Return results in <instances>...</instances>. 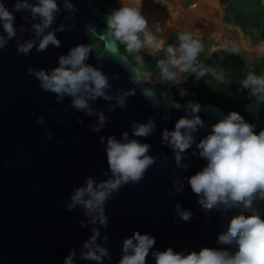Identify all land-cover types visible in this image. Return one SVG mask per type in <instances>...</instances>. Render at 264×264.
Masks as SVG:
<instances>
[{
	"label": "water",
	"instance_id": "water-1",
	"mask_svg": "<svg viewBox=\"0 0 264 264\" xmlns=\"http://www.w3.org/2000/svg\"><path fill=\"white\" fill-rule=\"evenodd\" d=\"M57 2L62 10L52 28L61 23L75 24L71 31L56 32L62 41L60 48L49 46L46 52L38 53L33 49L28 56L18 55L16 44L33 38L31 25L39 22L26 23L21 17L28 14L20 12L15 13L17 38L0 50V264H63L71 249L77 253L74 264H95L79 258L81 245L91 232L90 228L79 226L78 222L86 219L82 210L67 212L65 201L75 186L83 184L85 176L104 179L100 173L107 170V164L99 137L115 135L119 138L124 131L131 135L130 123L145 122L148 117L154 118L156 130L142 142L152 146L150 155H166L168 164L164 169L159 164L152 166L139 185H126L107 203V247L112 259L105 260L104 264H118L121 242L134 230L155 238L152 251L171 247L173 251L187 254L201 247H220L216 237L227 229L226 212L205 214L187 184V177L201 170L206 162L192 155L196 151L193 145L183 154L188 169H176L172 149L161 139L163 130H173L175 122L186 115L188 102L176 100L181 107L171 108V100L159 97L144 80L139 86L129 82L132 69H137L141 75L139 67L119 47L117 55L110 54L99 39L106 30L105 19L109 12L101 11L92 0H72L78 12L69 21L65 19L68 13L63 11L62 0ZM5 3L11 9L13 0H5ZM21 24L26 29L22 34ZM90 35L102 42L101 49L93 44ZM79 43L92 45L88 63L102 65L110 78L113 96L130 89L135 92L128 98V106L115 112L107 111V102L96 101L94 107L105 112L111 121L100 133L87 130L96 117H87L70 108L68 98L63 104L56 103L54 94L42 91L38 81L26 72L28 66L45 69L56 66L58 56ZM119 60H126L130 68L126 70ZM113 76H119V80L112 79ZM142 87L155 94L160 101L158 107H153L151 100L141 95ZM201 106L203 110L199 115L205 127L194 134L197 141L210 132L211 124L226 116L211 102ZM49 108L56 111L49 112ZM33 113L44 117L43 126L37 123ZM78 119L83 120V124L77 123ZM45 131L52 134L51 140L45 137ZM170 176L184 181L183 192L170 195ZM177 203L193 213L191 221L183 222L176 217ZM147 264H155L151 254Z\"/></svg>",
	"mask_w": 264,
	"mask_h": 264
},
{
	"label": "clouds",
	"instance_id": "clouds-1",
	"mask_svg": "<svg viewBox=\"0 0 264 264\" xmlns=\"http://www.w3.org/2000/svg\"><path fill=\"white\" fill-rule=\"evenodd\" d=\"M62 3L63 11L68 13L65 19L73 20L78 12L77 7L72 0H62ZM141 8L142 0H129L111 11L105 19L106 30L99 39L110 54L117 55L119 45H123L127 53L137 54L134 58L142 65L139 51L146 46L153 51H160L164 49L165 41L149 31L148 20ZM61 10L57 0H13L11 9L6 6L5 0H0V50L17 38L15 13L20 12L28 14L21 17L26 23L30 20L39 22L31 25L33 38L16 44L18 55L28 56L33 49L38 53L46 52L49 46L60 48L62 41L57 38L56 32L71 31L75 27L74 23H61L59 27L52 28ZM25 31L21 24L20 33ZM177 39V47L169 45L166 48L167 59L158 61L162 79L175 82L177 71L172 69H176L180 73L194 75L197 80L211 75L218 83L224 82L222 70L207 67L198 60L204 45L194 31H181ZM221 47L226 48V45ZM92 50V45L79 43L70 47L66 54L59 55L56 66L50 69L28 66L26 72L38 81L42 91L54 94L56 103L63 104L68 98L70 108L83 112L87 117H96L87 130L100 133L111 121L105 112L94 107L96 101L107 102V111L115 112L125 109L128 98L135 92L130 89L113 96L110 78L102 65L88 63ZM232 50L238 52L235 46ZM119 63L126 70L130 68L126 60H119ZM112 79L119 80V76H113ZM142 81L139 71L132 69L129 82L139 86ZM240 83L242 89L248 90L249 98L257 97L264 101V76L248 72ZM186 94V91L181 90V97ZM141 95L150 99L153 107L159 106L160 101L150 89L142 87ZM170 106L177 110L181 107L175 101H171ZM202 110L198 102H188L186 115L175 122L173 130L162 131V143L172 149L176 169H188L189 165L183 162L186 159L183 154L193 145L196 151L192 155L206 162L201 170L187 177V184L205 214L239 208L248 215L237 214L229 220L226 231L216 237L220 247H201L199 251L193 250L187 254L173 251L171 247L152 251L155 238L134 230L131 236L121 242L118 264H147L149 254L154 257L155 264H264V217L259 208L264 203V129L257 132L254 124L245 121L238 112L230 111L211 124L210 132L197 141L194 134L205 127V121L199 115ZM48 111L56 110L49 108ZM32 115L38 124L44 125L42 115ZM163 119L167 120V117ZM77 123L83 124V120L78 119ZM129 127L131 135L124 131L119 138L115 135L99 137L107 164V170L100 173L104 179L85 176L83 184L75 186L65 201L67 212L77 208L82 210L86 219L78 222L80 228H90L91 235L81 245L80 260L104 264L105 260L112 259L107 247V203L126 185H139L152 166L159 164L164 169L168 164L166 155H150L152 146L142 142L156 130L154 118L148 117L145 122L132 121ZM44 135L52 139L50 132L45 131ZM173 176L169 179L172 184L170 195L174 196L183 192L184 181ZM175 212L180 221L189 222L193 218V213L182 209L179 203L175 205ZM209 222L205 221L206 224ZM101 229L104 230L103 235ZM76 256V250L71 249L63 264H74Z\"/></svg>",
	"mask_w": 264,
	"mask_h": 264
},
{
	"label": "trees",
	"instance_id": "trees-1",
	"mask_svg": "<svg viewBox=\"0 0 264 264\" xmlns=\"http://www.w3.org/2000/svg\"><path fill=\"white\" fill-rule=\"evenodd\" d=\"M221 3L226 4L224 17L225 21H230L234 25L241 28L245 35H250L252 40L256 39V32L264 31V0H219ZM94 4L98 6L101 11L111 12L114 9H118L122 5L118 0H92ZM129 0L125 1L128 3ZM152 1L142 3L141 11H143L148 4ZM218 8L221 9V5L217 1ZM230 15V17H229ZM188 31L197 32L191 23L188 27ZM176 36V32L171 33L167 43L164 45V49L156 51L154 53L140 52L138 55L142 58L143 64L141 65L135 60V53L129 54L124 50L123 45H119L120 51L129 58L130 61L135 63L140 72L143 70L152 71L158 67V61L160 59H167L166 48L167 44L173 40ZM93 44L97 45L99 49L102 47V42L90 35ZM143 39V37H141ZM213 38V37H212ZM214 39V38H213ZM218 42L216 39H214ZM198 60L207 67H215L218 71H223L225 74V80L223 83H218L211 75H208L200 80L192 74L184 73L185 80L191 85L190 94L181 97L180 90L175 82L167 80H158L152 82L149 88L154 91L159 97L171 101H184L199 103L200 105L205 102H211L219 106L227 115L230 111L238 112L245 121L252 123L256 126L255 130L264 129V101H260L257 97L248 96V90L241 88V81L247 75L248 72H253L255 75L260 76V68L264 65V57L254 58L250 61L245 60L242 57H232L227 54L225 48H221L218 53L208 54L204 50L200 53ZM147 84V82L145 81ZM262 217H264V203L259 205ZM227 226L229 220L237 215L244 214L239 208L229 209L227 212Z\"/></svg>",
	"mask_w": 264,
	"mask_h": 264
},
{
	"label": "rangeland",
	"instance_id": "rangeland-1",
	"mask_svg": "<svg viewBox=\"0 0 264 264\" xmlns=\"http://www.w3.org/2000/svg\"><path fill=\"white\" fill-rule=\"evenodd\" d=\"M118 1L123 5L127 0ZM147 1L152 2L142 11V14L148 20L149 31L162 38L165 43L171 33L176 32L175 38L167 44V47L169 45L177 47L179 43L177 34L188 31L189 25L193 23L195 30L201 32L196 35L208 54L218 53L221 46L226 45L227 54L232 57H242L247 61L264 57V31L256 32V39L252 40V37L245 35L239 26L224 20L226 4L219 0H142V3ZM217 1L222 6L221 9L218 8ZM233 46L238 49V52L232 50ZM140 52L154 53L156 51L146 46ZM172 70L177 71L178 78L175 84L179 90H184L186 95H189L191 85L185 80L184 73L176 69ZM259 71L260 76H264V65ZM141 76L148 87L152 82L164 80L161 78L159 68L152 71L143 70Z\"/></svg>",
	"mask_w": 264,
	"mask_h": 264
}]
</instances>
